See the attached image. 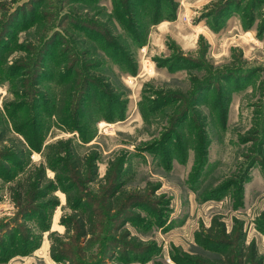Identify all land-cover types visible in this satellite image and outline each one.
<instances>
[{"label":"rangeland","instance_id":"rangeland-1","mask_svg":"<svg viewBox=\"0 0 264 264\" xmlns=\"http://www.w3.org/2000/svg\"><path fill=\"white\" fill-rule=\"evenodd\" d=\"M82 76L75 129L54 102ZM0 133V264H264L237 247L264 257V0H0ZM66 137L95 157L73 190L90 244L65 234L81 206L44 157ZM40 168L58 204L18 207L9 188L37 191Z\"/></svg>","mask_w":264,"mask_h":264},{"label":"trees","instance_id":"trees-1","mask_svg":"<svg viewBox=\"0 0 264 264\" xmlns=\"http://www.w3.org/2000/svg\"><path fill=\"white\" fill-rule=\"evenodd\" d=\"M57 44V41H54L51 46H54ZM5 48V47H2ZM78 61V60H77ZM82 63V62H80ZM75 61H70L68 66V72L67 75L72 74L74 69ZM85 77L82 76V80L79 81V83L76 81V79H70L66 81L61 88H59L58 95L59 97L56 98L57 101L54 102L55 104V114L58 116L63 117L66 122L73 121V106L75 107V104L73 105V97L75 89L84 91L87 87H89L90 83H87V86L84 82ZM93 94H95L93 92ZM89 93L86 92L85 96H88ZM86 97H81L79 99V102L77 104V111H81L79 114H88L90 117L91 114H89V111H87V108L84 107V101ZM38 107H41V104H37ZM73 113V114H72ZM71 114V115H70ZM76 116V113H75ZM77 118L79 116H76ZM75 117V118H76ZM69 118L70 120L66 119ZM70 121V122H71ZM75 121L78 123L79 120ZM71 122V123H72ZM75 125L71 124L72 127L75 129H78L77 124ZM6 140V134L0 133V144ZM81 143L77 141L75 137H66V138H57L53 142H50L44 146V157L47 159L50 163V169L54 172V178L59 184H64L65 190H72L71 193L66 192L68 204L70 206H73L74 208L78 205L81 206V209H79L80 212H76L72 214L71 220L67 222V227L65 230V234L68 233L70 230L75 229L77 239L90 236L89 237V244L94 241L97 238V234H95V230L97 228L98 220L95 218V213L91 209L89 205H83L84 202L80 200L79 198H75L76 196L73 191L74 184L76 180L81 176L84 177L87 182H94L96 178V166H95V157L90 158L89 154L82 153L81 152ZM19 154H22V151H19ZM44 170L40 168L37 182L39 181L40 184H38L35 188L37 191H29L31 190L32 178L34 177L32 174L27 175L24 178V182H17L14 185H12L10 189V199L16 204L18 207L22 208L25 206L27 201L34 200L35 202L40 201V205H44V207L52 208L53 206H56L58 204V198L56 195L53 194V191H48L49 189H52V181H47L45 175L43 174ZM46 182V183H45ZM44 184V189H41V185ZM82 201V202H81ZM74 204V205H73ZM79 208V207H78ZM113 209V208H111ZM30 215H35L36 218L38 216L36 215L37 212H35L31 208ZM25 216L22 215V219H24ZM219 217L216 216L212 220V224L210 227L206 229L207 234H204V237L208 236L211 240H220L223 235L227 234V226L224 221H220L218 219ZM40 222L42 220L40 219ZM12 228V227H11ZM48 228V219L46 221L45 227L42 229L45 230ZM235 231V226H234ZM233 231V232H234ZM221 242V241H218ZM239 246V247H238ZM239 248V256L240 258H243V256H247L248 260H256V262L264 258L263 256H260L258 253V250L256 248L255 241H252L249 245L246 244V234L243 233L239 237V243L237 245ZM50 252L51 255L54 256L57 260L62 259L63 257H58L57 255H54V244L52 243L50 246ZM228 258H230L229 252L227 253Z\"/></svg>","mask_w":264,"mask_h":264}]
</instances>
